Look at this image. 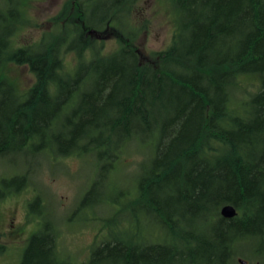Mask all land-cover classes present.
I'll return each instance as SVG.
<instances>
[{
    "label": "trees",
    "instance_id": "16d2710c",
    "mask_svg": "<svg viewBox=\"0 0 264 264\" xmlns=\"http://www.w3.org/2000/svg\"><path fill=\"white\" fill-rule=\"evenodd\" d=\"M21 1L0 0V158L54 144L61 156L95 153L103 171L94 179H109L133 140L151 141L129 204L157 220L163 245L103 240L80 264H264V0H170L177 31L151 56L129 44L102 54L84 39L85 29L120 26L127 0H76L77 21L63 7L57 34L13 46ZM67 49L78 57L72 73L63 68ZM5 62L27 64L35 82L17 90ZM249 75L258 89L236 104L240 77ZM25 178L2 181L0 198ZM100 184L81 205L100 201L85 203ZM225 204L234 217L220 215ZM19 264L73 262L58 254L49 221L29 236Z\"/></svg>",
    "mask_w": 264,
    "mask_h": 264
},
{
    "label": "rangeland",
    "instance_id": "374dc122",
    "mask_svg": "<svg viewBox=\"0 0 264 264\" xmlns=\"http://www.w3.org/2000/svg\"><path fill=\"white\" fill-rule=\"evenodd\" d=\"M63 7L66 16L77 17L73 0H22L23 20L11 38L13 46L33 44L40 38L57 34L59 23L56 20ZM121 14L120 26L101 31L91 40L96 47H101L102 54L129 44L151 56L171 44L178 28L177 13L170 0H127ZM64 19L60 18L59 22L63 23ZM92 47L83 51V58L94 53ZM62 61L64 71L72 73L78 63L75 50L67 49ZM2 71L19 91L35 82L33 72L25 63L5 62ZM258 84L255 76H241L233 98L235 103L248 98L258 89ZM149 146L150 140L141 143L133 140L120 154L109 179H94L103 171L95 153L84 157L61 156L54 144L45 153L39 154L28 146L19 156L0 159V177L15 173L26 176L22 188L0 198V264H19L29 236L49 221L58 254L73 264L86 261L94 244L112 237L135 245H163L166 232L157 220L139 205L129 204L134 201L139 164L149 156ZM97 180L101 182L99 190L97 193L94 190L85 203L100 201L90 206L81 205ZM154 254L161 258L162 249Z\"/></svg>",
    "mask_w": 264,
    "mask_h": 264
},
{
    "label": "flooded vegetation",
    "instance_id": "af4514ba",
    "mask_svg": "<svg viewBox=\"0 0 264 264\" xmlns=\"http://www.w3.org/2000/svg\"><path fill=\"white\" fill-rule=\"evenodd\" d=\"M74 1V0H73ZM74 3H75V6L76 7H80V3H77L76 1H74ZM78 4V5H77ZM76 19V18H75ZM78 20V18L75 20V21H77ZM115 27L116 26H111V27H106V28H104V29H102V30H97V29H91V28H88V29H85V33H84V39H86V40H89V41H91V40H93V39H95V36L94 35H98V34H100V32L101 31H107V30H109V29H115ZM19 156V155H18ZM11 158H12V156H11ZM10 158V159H11ZM1 160H4V159H8V157L7 158H4V159H2V158H0ZM10 179H19V173H15V174H13V175H10V176H4V177H0V183H2V181L4 182L5 180H10ZM112 238H115V237H112ZM120 243H124V244H127L128 245V243L129 242H123V241H119ZM99 243H96V244H94L95 246H93L92 248H94V247H96L97 245H98ZM129 244H131V243H129ZM149 244V243H148ZM134 245L135 244H131V245H129V247H131V248H133L134 247ZM153 244L152 243H150V245H148V246H152ZM127 248V247H126ZM90 252H91V249H90ZM90 252H89V256H90ZM151 253V252H150ZM89 258V257H88ZM149 260H151V261H155V259H153L152 258V254H151V258H149Z\"/></svg>",
    "mask_w": 264,
    "mask_h": 264
},
{
    "label": "water",
    "instance_id": "95a60500",
    "mask_svg": "<svg viewBox=\"0 0 264 264\" xmlns=\"http://www.w3.org/2000/svg\"><path fill=\"white\" fill-rule=\"evenodd\" d=\"M220 215L223 218L229 219L234 217L237 214V211L234 206L230 204H225L220 208ZM238 264H247V261L241 257L237 259Z\"/></svg>",
    "mask_w": 264,
    "mask_h": 264
}]
</instances>
